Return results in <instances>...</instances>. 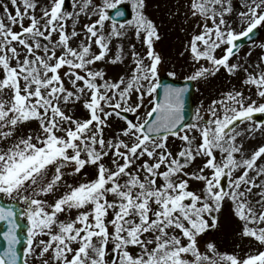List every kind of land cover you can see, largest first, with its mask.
Wrapping results in <instances>:
<instances>
[{
    "label": "snow or ice",
    "instance_id": "6c2138e0",
    "mask_svg": "<svg viewBox=\"0 0 264 264\" xmlns=\"http://www.w3.org/2000/svg\"><path fill=\"white\" fill-rule=\"evenodd\" d=\"M119 2L72 0V11L66 0L0 4V195L23 203L29 224L22 259L18 213L0 204L8 225L0 264H264V138L244 147L264 133L254 118L264 114V55L250 70L237 43L264 26V0H190L199 31L187 79L243 72L247 89L223 93L193 123L184 120L186 87L165 84L153 99L162 57L145 0H133L132 20L106 27ZM82 15L88 22L77 30ZM126 25L147 50L133 44L134 66L108 79L98 62L123 63V45L113 47ZM89 168L91 178L77 179ZM225 206L250 241L243 255L213 242L201 250Z\"/></svg>",
    "mask_w": 264,
    "mask_h": 264
},
{
    "label": "rangeland",
    "instance_id": "374dc122",
    "mask_svg": "<svg viewBox=\"0 0 264 264\" xmlns=\"http://www.w3.org/2000/svg\"><path fill=\"white\" fill-rule=\"evenodd\" d=\"M7 2L8 0H0V4ZM46 2L47 0H45V3ZM95 2L102 3L103 0H95ZM113 2H115V0H113ZM132 2L133 0H120V2L116 5V7L122 5L124 7L129 8L132 14L130 20H132L135 15L134 10L132 8ZM71 3L72 0H66V8L68 11L73 10L71 7ZM189 5L190 0H183L181 3H179L177 0H145V15L154 22L159 35V39L154 40V49L162 57L159 78L164 75H167L169 71H175V78L187 79V77L191 75L193 71L188 44L193 33L198 32L199 29L195 28V25L198 23V21L191 16ZM236 6H239L238 0ZM113 9L114 8L108 9V13L112 12ZM0 15H3L2 9H0ZM95 18V16L92 17L93 20ZM87 22L88 19L82 15L80 24L77 25V30L80 29L83 23ZM71 24L72 22L71 20H69V30L71 29ZM111 24L112 21L109 19V21L106 22V27L110 28ZM117 26H119V24H117ZM234 27L239 30L240 25L234 24ZM258 28L260 29V34L257 42L247 47H244L238 53L239 57L244 63V66L249 67L250 70L252 63L257 62L259 57L264 55V48H261V45L264 44V26H260ZM16 30L19 31V28H17ZM122 31H125L127 35L126 37L116 40L114 42L115 46L113 47V52L117 51L120 48L121 44L123 45V63H117L115 65L109 64L105 66L103 62H98V67L105 68L106 78L108 79H113L124 75L125 72L130 71L131 67L134 66L132 64L130 56V50L133 44L136 45L137 52L145 53L147 50L146 46L142 45L141 41L136 39L135 31L133 28H129L126 25L125 29H122ZM75 43H78V41L74 42L73 46H75ZM249 51L251 52L250 57L247 55ZM233 61H235V57L233 58ZM225 74H227L225 70L221 69V71L215 76H209L206 79L194 81L196 88L194 96V104L196 106V111L200 109V114L205 118L208 115L205 110L208 108V106L213 100L220 99L223 93L232 90L233 88L247 92L246 87L242 83V79L245 76L243 72H240L236 76H230L227 74L233 79H231L230 83H226L224 87H221V84L225 78ZM153 99L155 100V94L153 96ZM144 110L145 109H140L141 115H143ZM76 114L78 116L82 115L83 109L77 111ZM126 114H128L131 119H134V114ZM195 119L196 116L193 122H195ZM31 127L35 128L36 125L33 124ZM243 127L244 126L241 125V128L238 130L243 129ZM106 137L111 138V134L108 133L107 130ZM262 138H264V133H257L254 135L249 134L247 140L244 141V147L246 149H252L262 142ZM169 143L173 144V139H170ZM179 144L180 141L176 139L175 145ZM196 163H200V161L198 160ZM85 171L88 173V176H78L77 179L84 180L91 178L92 169L89 168ZM68 179L69 183H71L72 179L70 177ZM191 183L193 187H199V185L196 184L195 181ZM20 203L23 204L22 202ZM241 229L242 224L239 219L233 215V212L229 206H225L220 214L219 227L216 229H210L207 234L202 237L200 241L201 250L203 251L206 242H212L210 241V235L212 233H216L213 243L217 245V248L220 252H235L243 255L244 252L249 251L250 241L248 238L241 236Z\"/></svg>",
    "mask_w": 264,
    "mask_h": 264
},
{
    "label": "water",
    "instance_id": "95a60500",
    "mask_svg": "<svg viewBox=\"0 0 264 264\" xmlns=\"http://www.w3.org/2000/svg\"><path fill=\"white\" fill-rule=\"evenodd\" d=\"M122 11L124 13L123 16H117L116 11ZM110 18L115 20L118 23H124L125 21L129 20L130 18V13L128 12L127 9H124L122 7L117 8L110 16ZM259 31L255 30L251 34V38H243L239 40L237 43L241 46L249 44L253 41H255L258 37ZM161 82V88L157 90V98L156 100H162L163 99V85L168 84L172 85L173 87L176 88H187L188 91L185 93L184 96V120L185 123H190V121L193 118L194 115V107H193V95H194V85L192 82H180V81H174L168 77H164L160 79ZM257 120H264V117L261 115H256L254 117ZM0 204L3 205H12L14 206L15 210L17 211V223L20 225V227L17 230V234L20 238V244L17 245L18 251L21 253V258L23 259V251L27 246V229H28V224L23 220V215L21 208L17 204H9L4 201V199L0 196ZM7 222L5 221H0V252L3 251V249L6 247V241L3 239V232L7 230Z\"/></svg>",
    "mask_w": 264,
    "mask_h": 264
}]
</instances>
